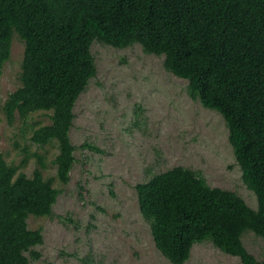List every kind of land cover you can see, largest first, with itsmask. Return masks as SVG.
Returning <instances> with one entry per match:
<instances>
[{"label": "trees", "instance_id": "16d2710c", "mask_svg": "<svg viewBox=\"0 0 264 264\" xmlns=\"http://www.w3.org/2000/svg\"><path fill=\"white\" fill-rule=\"evenodd\" d=\"M14 33L24 42L20 84L3 111L9 123L36 110L49 116L29 138L56 141L61 182L75 160L73 107L96 72L92 41L138 42L162 54L164 67L187 80L190 96L223 116L257 208L175 165L135 184L154 244L173 264H183L193 243L206 238L243 264H264V253L257 259L242 240L247 229L264 239V0H0V74ZM58 192L39 167L27 175L0 152V264H27L25 251L40 255L34 246L41 227H28L27 217L51 214Z\"/></svg>", "mask_w": 264, "mask_h": 264}, {"label": "rangeland", "instance_id": "374dc122", "mask_svg": "<svg viewBox=\"0 0 264 264\" xmlns=\"http://www.w3.org/2000/svg\"><path fill=\"white\" fill-rule=\"evenodd\" d=\"M24 42L14 33L0 74V152L18 171L35 167L59 189L49 215L29 214L41 227L40 255L27 264H173L155 246L140 212L135 184L175 165L189 167L208 184L230 189L252 208L256 194L242 178L221 113L187 91V80L167 70L163 55L138 42L116 47L94 39L96 72L77 97L69 137L75 160L69 180L56 175L57 143L33 142L32 128L50 121L42 110L9 123L3 103L19 84ZM89 143L91 146L85 144ZM242 240L257 259L264 239L245 230ZM183 264H243L206 238L193 243Z\"/></svg>", "mask_w": 264, "mask_h": 264}]
</instances>
